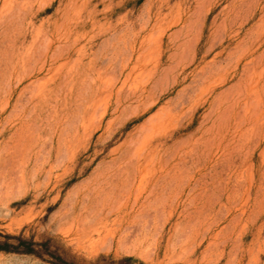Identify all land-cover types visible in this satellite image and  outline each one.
Masks as SVG:
<instances>
[{
  "label": "rangeland",
  "instance_id": "374dc122",
  "mask_svg": "<svg viewBox=\"0 0 264 264\" xmlns=\"http://www.w3.org/2000/svg\"><path fill=\"white\" fill-rule=\"evenodd\" d=\"M0 233V264H264V0H0Z\"/></svg>",
  "mask_w": 264,
  "mask_h": 264
},
{
  "label": "trees",
  "instance_id": "16d2710c",
  "mask_svg": "<svg viewBox=\"0 0 264 264\" xmlns=\"http://www.w3.org/2000/svg\"><path fill=\"white\" fill-rule=\"evenodd\" d=\"M2 236H5V239H0V249H7V250H15V249H21L18 244H15L14 242H10L9 238L10 237H17L20 239V241H24L25 243L28 242L27 239L23 238L21 235H15V234H3L0 233ZM27 246H24L22 248L25 251H34V248L30 246V244H26ZM123 259H131V256H125ZM66 264H81L75 260H71L70 262H66Z\"/></svg>",
  "mask_w": 264,
  "mask_h": 264
},
{
  "label": "bare ground",
  "instance_id": "6f19581e",
  "mask_svg": "<svg viewBox=\"0 0 264 264\" xmlns=\"http://www.w3.org/2000/svg\"><path fill=\"white\" fill-rule=\"evenodd\" d=\"M116 179V178H115ZM124 181V180H123ZM113 182V181H112ZM123 183V182H122ZM108 185H109V183H108ZM116 185H118V184H116ZM122 188V187H121ZM133 188V187H132ZM118 189V188H117ZM115 190V189H114ZM124 190V189H123ZM126 190V189H125ZM117 191V190H116ZM113 192V191H112ZM102 193V192H101ZM108 193H110V192H107V194ZM122 193V192H121ZM113 195V194H112ZM99 198V197H98ZM111 200V199H110ZM103 201V200H102ZM130 234V233H129Z\"/></svg>",
  "mask_w": 264,
  "mask_h": 264
}]
</instances>
